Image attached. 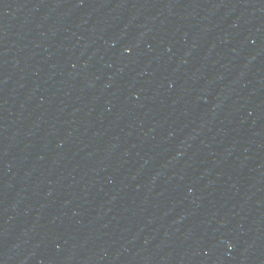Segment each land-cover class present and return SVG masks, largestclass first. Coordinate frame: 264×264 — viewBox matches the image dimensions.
<instances>
[{
  "label": "water",
  "instance_id": "obj_1",
  "mask_svg": "<svg viewBox=\"0 0 264 264\" xmlns=\"http://www.w3.org/2000/svg\"><path fill=\"white\" fill-rule=\"evenodd\" d=\"M264 130V0H0V264H154Z\"/></svg>",
  "mask_w": 264,
  "mask_h": 264
}]
</instances>
